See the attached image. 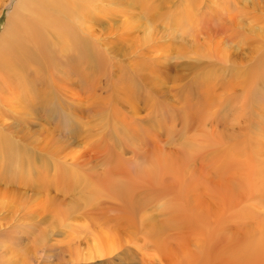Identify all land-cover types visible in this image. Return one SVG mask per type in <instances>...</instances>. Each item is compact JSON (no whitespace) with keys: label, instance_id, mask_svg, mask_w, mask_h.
Returning a JSON list of instances; mask_svg holds the SVG:
<instances>
[{"label":"rangeland","instance_id":"374dc122","mask_svg":"<svg viewBox=\"0 0 264 264\" xmlns=\"http://www.w3.org/2000/svg\"><path fill=\"white\" fill-rule=\"evenodd\" d=\"M20 1L0 0V41L32 20ZM66 7L87 51L45 32L44 86L0 100L7 264H264V0Z\"/></svg>","mask_w":264,"mask_h":264},{"label":"bare ground","instance_id":"6f19581e","mask_svg":"<svg viewBox=\"0 0 264 264\" xmlns=\"http://www.w3.org/2000/svg\"><path fill=\"white\" fill-rule=\"evenodd\" d=\"M34 1H36L35 4ZM69 1L71 0H21L19 2L18 9L23 12H28L32 20L29 24L21 27V20L18 18L21 13L18 15V10L16 9V16L13 15L7 20L9 26L5 24L4 38L2 37L3 39L1 38L2 40L0 41V100H12L15 105L24 107L23 104L25 102H22L23 98L20 97L27 94L28 89H34L33 87H36L38 84L44 86V78L46 76L49 77L48 75L51 70L49 67L52 65L49 64L51 59H48L51 50L50 48L46 49L44 47V40H42V38H45V32L51 33L56 27H58L61 31L60 44L65 47L66 54L71 53L72 55L75 53L77 54L78 52L85 53V51H87L88 44L85 41L86 39L79 38V29L81 28L82 31H86L83 23L67 19L72 13V9L66 7L67 2ZM35 5L40 6V8L36 9L34 7ZM58 12L64 13V20L69 21L66 26L62 25L64 20L59 24H55L52 20V13ZM21 29L25 32V36H27L26 40L24 39L25 37L19 36V30ZM86 58L88 61L90 60L88 59L89 57ZM60 63L62 65L65 64V60ZM57 78L53 84L58 87L59 80ZM56 83H58V85H56ZM25 84L27 89L22 90L18 88ZM53 89L57 88L54 87ZM16 98L18 100H15ZM60 117L64 118L61 115ZM2 142L6 144L5 150L12 154L13 157L11 159L15 160L14 165L12 167L10 166V174L13 177L19 175L17 179H21L22 173L24 172L23 174H25V170L23 169L25 167L29 168L32 165H30V163L25 165L24 160L22 159L24 150L22 151L16 146V144L14 145L7 138L2 139ZM9 180L12 183V180L14 179ZM10 181L5 180L4 183L9 186L11 184ZM13 191L14 192H12L10 196L14 200H18V197L20 196L19 191ZM0 232L4 231L0 229ZM12 232H15V230ZM19 241L18 237L15 238L13 245L19 243ZM8 242L4 240L3 244ZM7 252V248H0V264H7ZM260 252H264V250H260ZM260 252L259 254H263Z\"/></svg>","mask_w":264,"mask_h":264}]
</instances>
